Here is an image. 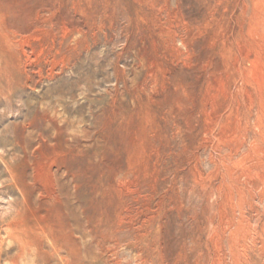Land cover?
<instances>
[{
    "label": "rangeland",
    "instance_id": "374dc122",
    "mask_svg": "<svg viewBox=\"0 0 264 264\" xmlns=\"http://www.w3.org/2000/svg\"><path fill=\"white\" fill-rule=\"evenodd\" d=\"M0 68V264H264V0H0Z\"/></svg>",
    "mask_w": 264,
    "mask_h": 264
},
{
    "label": "bare ground",
    "instance_id": "6f19581e",
    "mask_svg": "<svg viewBox=\"0 0 264 264\" xmlns=\"http://www.w3.org/2000/svg\"><path fill=\"white\" fill-rule=\"evenodd\" d=\"M1 69V68H0ZM8 77V76H7ZM1 87H3V85L1 86ZM8 96V95H7ZM44 136V135H43ZM45 140V139H44ZM32 232V231H31ZM35 233V232H34ZM36 235V234H35ZM38 235V234H37ZM236 235V234H235ZM237 249H239V248H237ZM239 252V251H238ZM243 255V254H242Z\"/></svg>",
    "mask_w": 264,
    "mask_h": 264
}]
</instances>
